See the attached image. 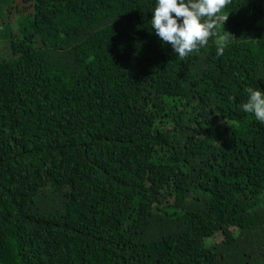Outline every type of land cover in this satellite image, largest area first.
<instances>
[{
	"label": "trees",
	"instance_id": "trees-1",
	"mask_svg": "<svg viewBox=\"0 0 264 264\" xmlns=\"http://www.w3.org/2000/svg\"><path fill=\"white\" fill-rule=\"evenodd\" d=\"M153 6L0 0V264H264V0L183 60Z\"/></svg>",
	"mask_w": 264,
	"mask_h": 264
},
{
	"label": "clouds",
	"instance_id": "clouds-1",
	"mask_svg": "<svg viewBox=\"0 0 264 264\" xmlns=\"http://www.w3.org/2000/svg\"><path fill=\"white\" fill-rule=\"evenodd\" d=\"M230 0H154L150 27L162 44L183 60L190 53L208 44L210 37L218 36L217 28L228 18L222 10ZM229 37L220 36L216 55H223ZM246 101L239 109L252 114L264 124V91L246 88Z\"/></svg>",
	"mask_w": 264,
	"mask_h": 264
},
{
	"label": "rangeland",
	"instance_id": "rangeland-1",
	"mask_svg": "<svg viewBox=\"0 0 264 264\" xmlns=\"http://www.w3.org/2000/svg\"><path fill=\"white\" fill-rule=\"evenodd\" d=\"M23 21H25V20H23ZM23 21H22V23H23ZM25 22H26V21H25ZM25 22H24V23H25ZM217 238H218V237H217Z\"/></svg>",
	"mask_w": 264,
	"mask_h": 264
}]
</instances>
